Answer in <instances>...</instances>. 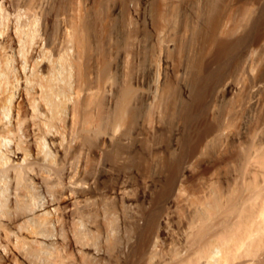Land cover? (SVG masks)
<instances>
[{
  "label": "rangeland",
  "instance_id": "obj_1",
  "mask_svg": "<svg viewBox=\"0 0 264 264\" xmlns=\"http://www.w3.org/2000/svg\"><path fill=\"white\" fill-rule=\"evenodd\" d=\"M15 29L30 33L27 57L35 44L55 57L76 30L88 38L82 97L95 131L87 142L71 139L65 115L58 148L49 144L32 160L47 188L24 180L38 202L20 194L19 206L62 199L50 219L54 238L0 228L8 264H134L141 234L159 239L162 258L184 242L199 210L238 190L248 211L230 221L239 224L236 235H255L264 221V168L256 159L264 151V0H0V34ZM126 86L135 98L116 124ZM253 181L262 195L252 200ZM79 241L106 258L93 261Z\"/></svg>",
  "mask_w": 264,
  "mask_h": 264
},
{
  "label": "bare ground",
  "instance_id": "obj_2",
  "mask_svg": "<svg viewBox=\"0 0 264 264\" xmlns=\"http://www.w3.org/2000/svg\"><path fill=\"white\" fill-rule=\"evenodd\" d=\"M29 34L27 31H18L17 29L11 36H7L6 39L4 38L5 36L3 37L0 34V49L1 53H3V56L0 57V228L6 229L8 235H18L21 230V232L27 230L33 238L50 242L54 238L53 236V238L51 237V234H48V229L52 225L51 215L58 209L57 206L62 199H48L46 202H42L43 204L37 203L41 204L38 207L32 208L29 206L31 209L22 211L18 197L20 194H24L22 197L23 202H29L31 206L36 205V202H38L37 194L31 193V189L28 190L29 187L27 188L25 184L23 185L24 180H28L32 185H37L39 188H47L39 177L43 170L41 169L39 172L36 167L37 163L32 160H37L39 155L42 154L41 152H44L49 147V144L55 147L59 143L56 142V137H59L57 125L63 116L67 115L68 117V135L71 139L79 134L83 142H87L95 131L92 117L89 115L90 112L86 110L89 102L85 99L86 97H82L88 90L86 74L84 73L85 69L83 70L82 66V58L88 48L86 41L88 38L86 39L82 32L76 30L69 37L70 39L66 45L62 47L61 44L59 50L56 51L55 49V57L50 58L47 57L50 55H44V46L42 44H35L32 54L27 57L23 51L25 49V40L29 38ZM57 46L56 48H59ZM70 47L74 51L72 56L69 55ZM133 93L132 88L129 87L122 92L117 111H115V117L113 118L116 124L122 121L128 105L134 97ZM258 156L256 157V159L258 158L257 162L264 168V151L260 152ZM255 182H251L249 188L257 191L259 187H256L257 184ZM34 186L33 188H35ZM237 193H233L225 202L224 198L219 195L214 199L212 198L213 200L207 204V208L202 211L199 210L200 213L198 212L197 216H195L190 234L185 236L184 242L178 247L171 248L166 255L163 254L162 258H159L161 254L156 249V243L159 239L154 243L152 238H150L151 235H139L138 246L135 250L137 261L135 260L134 264H248V262L264 264V221H262V224L259 223L261 225L258 224L260 227L258 231L256 228L257 235L256 231L255 235L254 233L253 235H249V233H247L248 235H236L239 234V224H232L230 221V217L233 215L240 220H244V214L248 211V207H245L247 204L244 206L239 202L240 197ZM260 193L261 190L257 191L254 195L252 194L253 196L250 199L253 200L254 196L261 198L262 193L261 195ZM250 199L249 201L251 202ZM6 202H11L14 207L16 206V209L4 213L2 208ZM261 212V217L264 219V210ZM20 221L28 224V226H22L23 223L19 224ZM23 227H25V230ZM81 244H79L81 249L88 251L87 255L93 261L99 262L104 259L105 253H102L95 246L88 243H84L82 246ZM36 245L38 246V244ZM41 245L44 244L42 243ZM7 254L5 250L0 248V264L8 262Z\"/></svg>",
  "mask_w": 264,
  "mask_h": 264
}]
</instances>
